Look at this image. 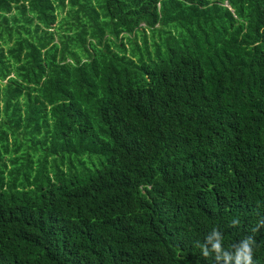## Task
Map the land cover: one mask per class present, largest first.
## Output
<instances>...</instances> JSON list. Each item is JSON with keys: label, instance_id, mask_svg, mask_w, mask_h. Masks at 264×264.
I'll list each match as a JSON object with an SVG mask.
<instances>
[{"label": "trees", "instance_id": "1", "mask_svg": "<svg viewBox=\"0 0 264 264\" xmlns=\"http://www.w3.org/2000/svg\"><path fill=\"white\" fill-rule=\"evenodd\" d=\"M0 264H264V0H0Z\"/></svg>", "mask_w": 264, "mask_h": 264}, {"label": "rangeland", "instance_id": "2", "mask_svg": "<svg viewBox=\"0 0 264 264\" xmlns=\"http://www.w3.org/2000/svg\"><path fill=\"white\" fill-rule=\"evenodd\" d=\"M61 16H64V13H62V15Z\"/></svg>", "mask_w": 264, "mask_h": 264}]
</instances>
